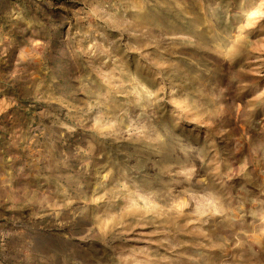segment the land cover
<instances>
[{
	"label": "rangeland",
	"instance_id": "1",
	"mask_svg": "<svg viewBox=\"0 0 264 264\" xmlns=\"http://www.w3.org/2000/svg\"><path fill=\"white\" fill-rule=\"evenodd\" d=\"M0 264H264V0H0Z\"/></svg>",
	"mask_w": 264,
	"mask_h": 264
}]
</instances>
